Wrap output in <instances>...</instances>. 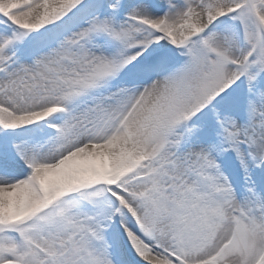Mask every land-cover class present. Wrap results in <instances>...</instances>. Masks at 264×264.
I'll use <instances>...</instances> for the list:
<instances>
[{
  "label": "snow or ice",
  "instance_id": "obj_1",
  "mask_svg": "<svg viewBox=\"0 0 264 264\" xmlns=\"http://www.w3.org/2000/svg\"><path fill=\"white\" fill-rule=\"evenodd\" d=\"M0 264H264V0H0Z\"/></svg>",
  "mask_w": 264,
  "mask_h": 264
}]
</instances>
